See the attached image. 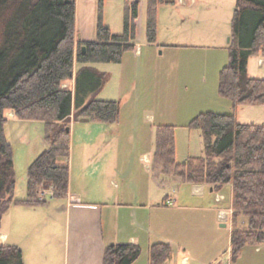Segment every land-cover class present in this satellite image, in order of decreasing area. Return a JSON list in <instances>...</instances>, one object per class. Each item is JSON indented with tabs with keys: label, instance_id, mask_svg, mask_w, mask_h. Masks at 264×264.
Returning <instances> with one entry per match:
<instances>
[{
	"label": "trees",
	"instance_id": "trees-1",
	"mask_svg": "<svg viewBox=\"0 0 264 264\" xmlns=\"http://www.w3.org/2000/svg\"><path fill=\"white\" fill-rule=\"evenodd\" d=\"M164 2L146 0L149 43L156 40L157 9ZM96 3V37L86 42L76 40L75 0H0V232L12 206L45 205L38 199L44 183L52 187V198H66L71 119L105 124L118 120L119 103L97 99L108 74L89 64H117L126 51L135 49L140 2L125 3L120 35L103 24V0ZM252 56L264 58V0H236L229 63L219 76V94L233 108L264 106V79L249 77L247 71ZM71 80L72 88L63 86ZM9 110L17 119L44 126L47 148L28 166L25 199L14 196L13 152L4 135ZM190 126L202 133L203 156L176 163L174 132L166 126L158 129L154 159L164 175L182 183L206 185L214 192L231 187L233 262L245 246L264 244V125L240 123L233 113H205ZM140 255L137 245L111 244L104 250L103 264H133ZM172 256V247L158 242L150 247L148 262L167 264ZM0 264H24L21 250L0 244Z\"/></svg>",
	"mask_w": 264,
	"mask_h": 264
},
{
	"label": "rangeland",
	"instance_id": "rangeland-1",
	"mask_svg": "<svg viewBox=\"0 0 264 264\" xmlns=\"http://www.w3.org/2000/svg\"><path fill=\"white\" fill-rule=\"evenodd\" d=\"M86 1L78 0V10L81 7L92 10V4ZM126 2L128 0H103V24L114 35L122 33ZM139 2L140 18L137 19L135 38L138 54L134 50L126 51L122 61L117 64H89L108 74V81L97 99L118 102V120L105 124L94 120L78 121L82 118L76 121L75 118L71 119L73 146L86 140L91 132L98 135L102 132L106 140L138 144V151L143 153L153 149L154 145L156 150L158 129L168 126L174 132L175 161L181 163L189 157L203 156L202 133L190 126V122L200 114L233 113L240 123L264 125V106L233 108L231 101L219 94L220 72L229 63L231 23L236 0H165L157 9V34L153 43L146 39V0ZM92 13L87 12L85 20L77 22L81 39L91 37V41L95 40L96 8L95 16ZM262 60L263 64L259 65L257 56L249 58V77L264 79L263 57ZM63 86L72 88L73 80ZM5 115L8 119L4 125V135L12 148L16 174L14 196L25 199L28 166L45 148L44 126L41 121L17 119L12 110ZM150 173L157 179L166 177L153 168ZM170 182L176 189L177 181ZM51 188L49 183H44L38 199L42 198V191H51ZM180 188L184 190L183 185ZM226 188L227 199L224 203L214 202L215 192L206 191L203 197H192L188 185L187 193L179 195L181 205L196 207L193 215V219L197 220L196 235L210 245L208 252L205 246L201 257L217 256L215 254L219 252L213 264H264V244L245 246L232 262L230 241L233 210L228 216L229 222H222L226 226H221L216 217L217 208L222 209L229 204L230 188ZM224 214L221 213V216ZM243 222L244 218L239 219L240 225ZM13 224L17 226L18 220H14Z\"/></svg>",
	"mask_w": 264,
	"mask_h": 264
},
{
	"label": "crops",
	"instance_id": "crops-1",
	"mask_svg": "<svg viewBox=\"0 0 264 264\" xmlns=\"http://www.w3.org/2000/svg\"><path fill=\"white\" fill-rule=\"evenodd\" d=\"M131 1L134 0H128ZM86 2L92 4V10L82 7L78 10L75 0L77 41L92 40L81 39L77 30L78 20L84 21L87 12L95 16L97 0ZM137 31L138 20L136 35ZM134 51L139 52L136 44ZM257 58L262 65V57ZM44 147L45 150V141ZM154 148L140 153L138 144L106 140L102 132L99 135L91 132L86 140L73 146L70 136L66 198L49 199L43 206L10 208L3 220L0 244L17 246L24 264H103L104 250L111 244L139 246L141 255L133 264H149V249L158 242L173 248L167 264H213L219 252L217 256L201 257L205 246L208 252L210 245L196 235L197 220L193 219L196 207L181 205L178 200L180 194L187 193L188 184L171 176L157 179L150 173L151 168L162 173L161 164L154 159ZM170 181H177L176 189ZM188 187L189 195L196 198L203 197L206 191L214 192L206 185ZM226 187L230 188L229 204L217 208L216 214L221 226L225 224L222 222H229L231 187L223 186L214 193V202L224 203ZM14 220H18L17 226Z\"/></svg>",
	"mask_w": 264,
	"mask_h": 264
},
{
	"label": "built area",
	"instance_id": "built-area-1",
	"mask_svg": "<svg viewBox=\"0 0 264 264\" xmlns=\"http://www.w3.org/2000/svg\"><path fill=\"white\" fill-rule=\"evenodd\" d=\"M40 195H41V197H42V198H40V199H42V200H46L47 198H51V197H53V190H52V188H51V191H42V192L40 193Z\"/></svg>",
	"mask_w": 264,
	"mask_h": 264
},
{
	"label": "water",
	"instance_id": "water-1",
	"mask_svg": "<svg viewBox=\"0 0 264 264\" xmlns=\"http://www.w3.org/2000/svg\"><path fill=\"white\" fill-rule=\"evenodd\" d=\"M229 40V39H228ZM82 50L84 51L85 49H84V47L82 48ZM80 121H84V122H87L88 121V119L87 118H82V119H80ZM67 131H69V129H67ZM222 226H225V225H222Z\"/></svg>",
	"mask_w": 264,
	"mask_h": 264
}]
</instances>
